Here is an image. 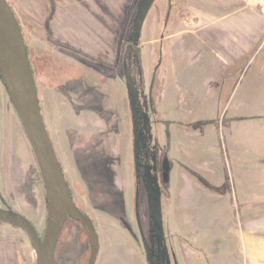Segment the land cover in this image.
<instances>
[{
    "label": "rangeland",
    "instance_id": "rangeland-1",
    "mask_svg": "<svg viewBox=\"0 0 264 264\" xmlns=\"http://www.w3.org/2000/svg\"><path fill=\"white\" fill-rule=\"evenodd\" d=\"M110 1L118 12H107L103 22L91 10L93 0H6L28 52L42 119L59 162L69 170L66 139L72 132L103 153L112 177L126 168L133 171V197H125L126 209L115 205V186L106 188L98 207L108 217L128 216L140 233L144 254L135 252L128 264H245L233 255L228 230L264 216V46L246 65L221 73L212 96L194 84L190 89L199 100L186 107L179 101L189 97L177 93L183 82L169 71L162 45L146 43L150 25L159 19L153 13L161 14L171 1L156 0L140 36L136 14L145 0ZM238 3L246 6V0ZM253 4L262 8L264 0ZM196 5L187 11L197 13ZM137 62V83L129 84L128 64ZM128 150L133 168L127 165ZM211 154L220 163L216 179L202 171ZM182 176L191 188L185 202ZM203 182L209 184L206 192ZM70 190L91 219L103 252L109 235L123 225L102 226L96 205L82 199L76 187ZM211 194L220 198L214 201ZM0 211L24 219L43 237L47 207L41 175L1 77ZM55 254L56 264H87L89 245L79 224L65 222ZM0 264H36L26 235L3 223Z\"/></svg>",
    "mask_w": 264,
    "mask_h": 264
},
{
    "label": "crops",
    "instance_id": "crops-1",
    "mask_svg": "<svg viewBox=\"0 0 264 264\" xmlns=\"http://www.w3.org/2000/svg\"><path fill=\"white\" fill-rule=\"evenodd\" d=\"M93 1L91 10L103 22L108 20L107 12L117 10L115 3L109 0ZM170 1L162 8L161 14L159 10L153 13V16L157 15L159 19L150 25L148 31L151 33V38L146 43L150 46L162 45L169 71L172 75H179V80L183 82V89L176 86L177 93L182 94L185 91V96L189 97L188 100L186 98L179 102L190 107L199 100L190 89L194 84L198 83L205 89L207 96H212L220 88L217 77L221 73H228L237 66L246 65L257 54L260 47L264 46V7L254 6L253 2H259V0H246L245 7H239L238 0H198L200 4L197 5L195 0ZM144 2L137 10L136 20ZM155 3L156 0L145 17L141 31L144 25H147ZM195 5L198 7L197 13L192 14L187 11ZM161 33L164 35L159 36ZM76 138L74 133H67L66 149L68 151L66 153L68 152L67 155H69V170H65L63 161L60 162L63 173H67L69 177L70 188L76 187L82 199L96 205V212L101 214L102 226L108 227L119 222L123 225L121 231L109 235L110 245L103 252L99 253L98 250L100 255H97L95 264H104L107 259L108 264L132 263L135 252L144 254L140 233L133 231L130 226L132 221L128 216L108 217L106 211L98 207L102 206L106 197V188L115 186L116 190L113 191L115 205L118 203V208L123 206L126 209L128 202L125 197H133V171L131 173L130 168H126L121 176L112 177L104 164L103 153L98 151L95 153L89 146V142L82 139L76 140ZM82 143L85 145L87 143L88 146L81 145ZM82 148L85 151H81ZM128 159L127 165L131 167L132 164L133 168L130 152ZM206 159L207 163H203L202 171L210 179H216L220 173V163L216 161L214 154ZM183 178L185 187L181 188V199L185 202L184 199L186 200L191 188L190 182ZM208 187L209 184L206 182L200 184V188H205L204 192ZM206 194H204L205 197ZM211 195H214V201L220 198L219 195ZM151 196L155 200V197ZM151 221L152 219L149 223ZM150 229L153 233V225H150ZM228 235L234 246L232 251L234 256L245 264H264V216L258 219H247L244 226L231 227Z\"/></svg>",
    "mask_w": 264,
    "mask_h": 264
},
{
    "label": "water",
    "instance_id": "water-1",
    "mask_svg": "<svg viewBox=\"0 0 264 264\" xmlns=\"http://www.w3.org/2000/svg\"><path fill=\"white\" fill-rule=\"evenodd\" d=\"M153 2L154 0H146L139 12L135 24L137 36H140ZM0 77L34 155L47 206V221L42 239L30 223L18 216L0 211V223L26 235L33 248L36 264H55L58 236L66 219H71L83 228L87 237L90 251L87 264H95L98 255L96 231L71 200L42 119L21 31L6 0H0Z\"/></svg>",
    "mask_w": 264,
    "mask_h": 264
},
{
    "label": "trees",
    "instance_id": "trees-1",
    "mask_svg": "<svg viewBox=\"0 0 264 264\" xmlns=\"http://www.w3.org/2000/svg\"><path fill=\"white\" fill-rule=\"evenodd\" d=\"M25 50H26V47H25ZM26 54H27V57H28L27 50H26ZM138 66L140 67V62L139 63L137 62L136 64H130V63L128 64V69L129 70H128V73H127V78H128L129 84H133L134 85V83L135 84L137 83V80H138V77H137V74H138L137 73V68H138ZM39 108H40V106H39ZM40 112H41V110H40Z\"/></svg>",
    "mask_w": 264,
    "mask_h": 264
},
{
    "label": "flooded vegetation",
    "instance_id": "flooded-vegetation-1",
    "mask_svg": "<svg viewBox=\"0 0 264 264\" xmlns=\"http://www.w3.org/2000/svg\"><path fill=\"white\" fill-rule=\"evenodd\" d=\"M141 34V33H140ZM29 65H30V63H29ZM31 69V68H30ZM56 154V153H55ZM57 157V156H56ZM57 160H58V158H57ZM58 162H59V160H58ZM59 164H60V162H59ZM61 166V165H60ZM61 169H62V167H61ZM62 172H63V170H62ZM63 175H64V173H63ZM64 179H65V182H66V184H67V187H68V190H69V194H70V197H71V200H72V202H73V204L75 205V207L79 210V212L81 213V214H83V215H85V217L91 222V219L89 218V216L86 214V213H84L76 204H75V202L73 201V199H72V195H71V190H70V187L68 186V183H67V181H66V177H65V175H64ZM43 185V184H42ZM45 194V193H44ZM47 207V206H46ZM66 221H73V220H71V219H66ZM65 221V222H66ZM73 222H75V221H73ZM75 223H77V222H75ZM92 223V222H91ZM65 224V223H64ZM78 224V223H77ZM136 224H137V222H136ZM93 225V224H92ZM64 226V225H63ZM137 227H138V224H137ZM63 228V227H62ZM83 229V228H82ZM62 230V229H61ZM95 230V229H94ZM37 233V232H36ZM153 234V233H152ZM38 235V234H37ZM59 238H60V234H59V236H58V240H57V243H58V241H59ZM40 239H42V238H40ZM88 241V240H87ZM56 247H57V245H56ZM55 253H56V250H55ZM55 256H56V254H55ZM55 264H56V261H55Z\"/></svg>",
    "mask_w": 264,
    "mask_h": 264
}]
</instances>
